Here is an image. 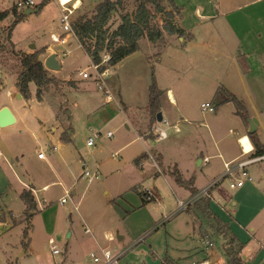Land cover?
<instances>
[{"label": "rangeland", "instance_id": "374dc122", "mask_svg": "<svg viewBox=\"0 0 264 264\" xmlns=\"http://www.w3.org/2000/svg\"><path fill=\"white\" fill-rule=\"evenodd\" d=\"M103 1L84 0L74 21L91 16ZM139 1L126 0L119 7L111 30L122 15L133 14ZM172 1L181 10L174 21L178 19L193 39L167 32L157 42L143 37L140 50L109 67L105 83L114 101L105 104L100 80L80 74L85 68L94 74L88 53L74 38L70 46L51 38L53 29L62 30L58 0H47L40 12L29 15L17 8L24 15L16 26L12 25L17 0H0V14L6 13L0 20L4 43L0 45V109L10 107L17 118L15 124L0 127V218L4 220L0 264H102L93 255L103 256L105 250L119 257L120 264L123 259L140 264L165 255L192 263L206 254L212 263L226 264L223 237H211L212 246L203 243L197 223L204 220L193 202L199 195L209 196L220 213L241 219L242 237L249 241L244 255L258 256L259 262L250 259V264H264V179L258 174L264 164L250 167L254 180L244 188L230 187L234 177L216 182L225 174V160L240 151L237 138L247 134L246 115L259 117L258 138L264 143V49L255 42L264 46V0H161L164 12L148 3L160 27L167 12L176 9ZM10 31L15 45L8 40ZM44 46L59 54L62 68L50 72L58 82L46 89L43 100L37 98L34 82L30 96L23 97L18 88L19 53L41 51ZM66 48L71 49L67 55L62 53ZM70 79L76 87L67 82ZM154 80L161 89L174 86L190 123H180L181 133L168 129V139L140 140L137 129L151 130L147 101ZM221 84L244 101L247 113H238L233 102L219 105L214 112L202 111L201 103L211 102ZM162 112L169 116L166 109ZM71 113L72 141L67 143L62 138L66 129L62 120ZM172 118L176 121L178 116ZM156 125L167 128L162 121L152 127ZM108 131L114 132L112 138L107 137ZM94 132L100 136L91 152L86 142ZM67 148L73 156L64 159L61 154ZM40 152L45 158H39ZM206 156L210 161L204 160ZM138 161L143 164L140 169ZM84 165L91 172L99 168V178L81 177ZM180 177L185 184L179 183ZM28 179L35 184L34 210L26 207L20 195L31 187ZM192 179L195 189L189 186ZM47 183L49 187L43 189ZM135 185L152 191L154 198L143 199L144 194L131 190ZM73 189L77 195H72ZM63 197L67 198L64 204ZM180 200L191 203L180 209ZM27 213H33L29 220ZM85 226L91 233L85 232ZM50 238L59 252H53Z\"/></svg>", "mask_w": 264, "mask_h": 264}, {"label": "trees", "instance_id": "16d2710c", "mask_svg": "<svg viewBox=\"0 0 264 264\" xmlns=\"http://www.w3.org/2000/svg\"><path fill=\"white\" fill-rule=\"evenodd\" d=\"M46 1L47 0H43L41 3L37 4V8H39L40 11ZM125 1L126 0H104L96 6V9L91 16L83 15L73 22V30L79 43L83 46L84 50L88 53L94 63H101L104 57L109 55L106 66L110 67L118 64L125 57L140 49L139 42L143 37H148L150 41L157 42L164 37L165 32L169 34H177L179 36H184L186 34L185 29L177 25V22L174 21L175 14L180 15V10L175 6L173 1L172 3L176 9L175 11L167 12L168 18L166 19L164 26L160 27L158 24L154 23L155 14L148 6V3H152L157 12H164L165 7L162 5L161 0H140L133 14L131 15L127 13L122 15L120 24L117 28L111 30L112 22L114 23L113 19L118 13L119 7L123 8L125 6ZM13 13L17 19L12 26H16L17 22L22 20L21 18L24 14L22 12L19 13L17 7L13 9ZM5 14L6 13L0 14V20L5 17ZM10 37L11 31L9 32L8 40L10 44H14ZM0 45L3 46L4 43L0 41ZM45 50L46 48L33 53H19L21 70L18 76V88L23 97L30 96V83L34 82L37 86L36 96L39 100H43L46 89H48L51 84L58 82L56 76L50 73L51 71L40 59V54L45 52ZM12 52L16 54L15 51ZM60 81L65 82L63 80ZM68 82L73 86L76 84L72 80ZM162 95L163 92L157 87L154 80V83L150 87V107L154 122L157 121V113L161 110ZM214 99L216 100L215 108L226 102H233L238 113H246L244 102L224 87H219L217 89ZM56 117L60 119L61 115L59 111L57 112ZM70 120V115H66V119L62 120L66 128L62 133V138L67 142H71V137L68 131L70 128ZM66 121H69L67 126L65 125ZM250 136L256 146L255 154H263L264 145L257 141L255 133ZM179 183L185 184L181 177L179 178ZM191 185L189 186L191 187ZM21 196L29 210L36 209V200L31 188L24 189ZM194 204L196 208L200 210V214L208 222L213 231L212 235L211 233L209 234L208 231L201 229L200 233L202 238L204 239L207 237L208 239H211V237L216 235L223 237L226 241L225 245L222 246L223 252L227 256L226 264H248L243 256L245 243L231 231L228 223L224 222L223 219L216 215L211 208L209 196H198L195 199ZM27 215L29 220L33 213H27ZM28 234L29 228L25 231L26 237H28ZM164 264L172 263L171 261L169 262L166 260Z\"/></svg>", "mask_w": 264, "mask_h": 264}, {"label": "built area", "instance_id": "2783aa9c", "mask_svg": "<svg viewBox=\"0 0 264 264\" xmlns=\"http://www.w3.org/2000/svg\"><path fill=\"white\" fill-rule=\"evenodd\" d=\"M60 10H61V19H60V29H62L60 33H52L51 38L54 42L59 43L61 45L70 46L71 45V38H74L77 40L76 34L73 30V22H74V14L77 11L78 7L76 5V0H58ZM36 0H17L16 7L19 9H28V8H36L37 6ZM69 52H71V49L66 48V50H63L62 53L67 55ZM109 58L107 56L104 57L103 61L101 63H92V68L94 70V74L89 71L90 68L83 69L80 74L83 78H90L93 75L96 76L97 80H100V83L98 85V88L101 90H104L106 93V100L112 101L114 100V96L112 95L109 88L106 87L105 83V76L109 73V67L106 66V63ZM201 109L203 112L210 111L214 112L216 110L215 105L209 101L204 102L201 104ZM163 123L166 124L167 128H163L161 126L156 125L155 127H152L151 130L145 133L147 136H154L158 140H165L169 137L168 129L174 128L175 131H181V127L179 122L178 123H171L168 119L163 118ZM107 137L112 138L114 136L113 131L107 132ZM145 135H140L139 138L143 139ZM100 136V133H93V138H89L86 142L87 146L93 147L95 145V138H98ZM247 137L249 141L251 142V139L248 135H243L239 137L238 141L242 147L243 155L244 157L237 158L233 161L225 163V174L223 177L218 179L216 182H219L226 176L228 177H234L235 179L230 183L231 188H240L243 187L247 182H252L254 180V176L249 171V166L257 163H263L264 164V153L263 154H255V148L251 147V149L246 150L245 145L243 143V139ZM57 147H54V150H56ZM39 158H45V154L43 152H40L38 154ZM206 161H209V158H206ZM138 166H142V164H138ZM82 177H87L88 180L97 179L100 176V171L95 170L91 172L88 168H84V171L81 175ZM215 182V183H216ZM205 194H209L208 189H206ZM69 194V193H68ZM200 196V195H199ZM144 198L146 200H151L154 198V193L152 191H146L144 193ZM197 198V197H196ZM195 198V199H196ZM194 199V201H195ZM193 201V202H194ZM67 202V198L63 197L61 199V203L64 204ZM192 202V203H193ZM191 203L184 202L182 200L179 201V208L185 209L189 204ZM77 208V206H75ZM89 232V229L86 230ZM50 243L52 244L53 252L57 253L59 252L57 245L54 243L53 239H50ZM203 243L209 244L212 246V242L209 241V239L206 237L203 241ZM103 256H97L93 255L95 262H102V264H119V257L113 256L112 253L109 250H105L102 253ZM134 264V263H131Z\"/></svg>", "mask_w": 264, "mask_h": 264}, {"label": "crops", "instance_id": "0c3cea01", "mask_svg": "<svg viewBox=\"0 0 264 264\" xmlns=\"http://www.w3.org/2000/svg\"><path fill=\"white\" fill-rule=\"evenodd\" d=\"M37 1V0H36ZM43 0H39V1H37V3L39 4V3H41ZM76 5H77V7H78V9H77V11L76 12H80V10L81 9H83L84 8V0H76ZM175 6H177V5H175ZM178 8H179V6H177ZM179 10H180V8H179ZM181 11V10H180ZM75 12V13H76ZM199 12V11H198ZM180 15H181V12H180ZM177 24H179V21H178V19H177ZM180 25V24H179ZM60 26V25H59ZM180 27H181V25H180ZM183 28V27H182ZM58 29V28H57ZM184 29V28H183ZM58 30H56V29H53L51 32H50V34H52V33H56ZM185 31H186V29H185ZM62 32V31H61ZM60 33V32H59ZM248 33V32H247ZM187 35V37H188V39H186V40H192L193 38V35H191V34H187V32H186V34L183 36V37H185ZM246 36V35H245ZM76 40V39H75ZM182 40V39H181ZM71 41V40H70ZM77 41V43H78V46L79 47H81V48H83L82 47V45L79 43V41H78V39L76 40ZM256 42V44H258V46L260 47V48H262V49H264V46H262V45H260L261 44V42H259V40H257V41H255ZM264 42V41H263ZM72 43V42H71ZM45 48H46V50H45V52H43L42 53V55H41V57H42V61H43V63H45V60H46V58L51 54V53H57L56 52V50H53L51 47H49V46H44ZM44 47H42V48H44ZM83 50H84V48H83ZM140 50V49H139ZM107 56V58H109V55H106ZM57 58H58V61H59V63H60V59H59V54L57 53ZM126 58V57H125ZM61 64V63H60ZM117 65V64H116ZM115 66V65H114ZM61 68H62V64H61ZM51 71V70H50ZM186 71H187V69H186ZM173 72H175V71H173ZM55 74V73H54ZM180 79V78H179ZM70 80H72V81H74V82H76L74 79H70ZM70 80H68V81H70ZM67 81V82H68ZM156 82V81H155ZM156 84H157V82H156ZM76 86H77V83H76ZM157 87H158V85H157ZM219 87H224V88H226L228 91H230L227 87H225L223 84H221ZM218 87V88H219ZM159 88V87H158ZM162 92H163V95H162V97H161V110L159 111V112H162L163 111V108L164 109H166L167 110V113L169 114V116L167 117V118H165L164 117V114H163V112H162V114H163V118H165V119H168L169 121H171V120H173L174 121V119L172 118L173 116L174 117H177L178 116V118L176 119V121H174L175 123H178L179 122V124L181 123V122H184V123H190V121H189V119L187 118V116H186V114H185V112H184V110H183V108H182V106L180 105V102H179V100H178V98H177V95H176V91H175V88H174V86H169V87H166L165 89H161V88H159ZM216 92H217V90H215V94H216ZM230 92H232V91H230ZM233 93V92H232ZM215 94L213 95V98L215 97ZM234 94V93H233ZM238 97V96H237ZM239 98V97H238ZM242 100V99H241ZM112 101H114V100H112ZM112 101H107L106 100V98H105V101H104V103L105 104H107V103H112ZM243 101V100H242ZM207 102V101H206ZM211 102H213V104L214 105H216V100L215 99H213V100H211ZM244 102V101H243ZM147 103H148V106H149V114H148V117H147V127H149L150 129L152 128V126L154 125V123H156V122H154L153 121V114H152V111H151V107H150V98L148 99V101H147ZM202 103H204V102H202ZM201 103V104H202ZM244 105H245V103H244ZM246 107V106H245ZM246 113H247V108H246ZM72 115V113L70 114V116ZM246 116H248V115H246ZM250 117V116H249ZM256 118V117H255ZM257 120H258V122H259V124H258V128H257V130L254 132L255 134H256V138H257V141L260 143V144H262V145H264V143H261V141H260V139L258 138V131H259V127H260V120H259V117H257L256 118ZM66 122H69V121H66ZM160 122V121H159ZM246 129H247V134L245 133V134H243V135H248L249 136V138L251 139V142L249 141V139L246 137V139L245 140H243V143H244V145H245V149L246 150H249V149H251V147H253V148H255V151H256V146H255V144H254V141L252 140V138H251V134L248 132V130H249V123H248V121H247V119H246ZM137 130H139V131H137ZM136 130V132H137V134H138V138H139V136L140 135H145V133H146V131L144 130V132L142 131V130H140V128L139 129H137ZM182 130H183V127L181 126V131H175L176 133H181L182 132ZM243 135H241V136H243ZM241 136H239V137H241ZM145 137L147 138V137H149V136H147V135H145ZM144 137V138H145ZM239 137L237 138V143H238V145H239V147H240V151H237V153L234 155V156H232L229 160H225V162H224V166H225V163H227V162H230V161H233V160H235V159H237V158H240V157H244V155H243V150H242V147H241V145H240V143H239V141H238V139H239ZM143 138V139H144ZM169 138V137H168ZM167 138V139H168ZM140 140H143V139H141V138H139ZM72 141V140H71ZM65 142H67V141H65ZM67 143H69V142H67ZM64 146H67V144H65ZM55 147V146H54ZM89 150L92 152V150H93V148L92 147H89ZM64 152L61 154V156H62V158H64V159H68L69 157H72L73 155H72V151H71V149H69V148H67V149H65V150H63ZM220 157H222V153H219L218 154ZM142 156H144L145 157V153H142V155H141V157ZM209 158L210 159V156H206V157H204V160H206V158ZM42 159V158H41ZM210 161V160H209ZM200 162H202L201 160H200ZM138 164H142V162L141 161H138L137 163H136V167L137 168H142L143 167V164H142V166L140 167V166H138ZM154 164H156V162H154ZM153 164V165H154ZM258 164V163H257ZM254 165H256V164H253V165H251V166H254ZM251 166H249V171H250V173L252 174V172H251V169H250V167ZM84 167H86L85 165H84ZM258 169H259V171L260 172H258V174H259V176H261V178L262 179H264V166H263V168H260V167H258ZM96 170H99V168L98 169H96ZM83 173V172H82ZM82 173L80 174V176L82 175ZM253 175V174H252ZM82 177V176H81ZM28 181L30 182V184H31V189L35 192V184L33 183V181L31 182L30 181V179H28ZM194 181H195V179H192V185H191V187H192V189H195V187H194ZM253 182V181H252ZM249 182H247L243 187H240V188H244L247 184H248ZM251 183V182H250ZM49 187V183H47V184H44L43 185V189H47ZM250 187H253V185L252 184H250ZM29 188V189H30ZM25 189H28V188H25ZM131 190H134V191H137L138 193H142V194H144V192H145V190H141V187L139 186V185H135V186H133L132 188H131ZM67 191V190H66ZM72 195H77V190L76 189H73L72 190ZM20 195H22V192L20 193ZM36 196V195H35ZM21 198H22V196H21ZM210 198V197H209ZM23 199V198H22ZM143 199H144V195H143ZM146 200V199H145ZM263 200H264V196H263ZM115 202V201H114ZM210 205H211V208L213 209V211L216 213V215H218L221 219H223V221L224 222H226V223H228L229 224V227L231 228V231L235 234V235H237V237L242 241V242H244L245 243V241H244V238L242 237V232L241 231H243V230H241V226L240 225H242V221H241V219L239 218V217H236V216H229V217H227L226 215H224V214H222V213H220L219 211H217V209H215V207H214V205L212 204V201H211V199H210ZM75 206H77V205H75ZM262 208H264V203L262 204ZM26 207H27V205H26ZM261 208V209H262ZM76 209H78V206H77V208ZM8 210H10L9 208H8ZM48 209H42V211H47ZM136 210V209H135ZM198 212L199 213H197L196 212V214H198L199 215V218L201 217V218H203V220L204 221H199L198 223H197V225L199 226V228H200V231H201V229H203L204 231H208V232H210L209 231V229H211V227L209 226V224H208V222L204 219V217L200 214V210H198ZM130 212H128V214H129ZM238 215V214H237ZM2 223H4V220H2L1 218H0V224H2ZM87 229H89V232H87L86 230ZM199 231V232H200ZM252 231H255V227L254 228H252ZM85 232L86 233H91V230H90V228L89 227H87V226H85ZM198 232V233H199ZM212 233H213V231H212ZM201 234V233H200ZM140 235V234H139ZM213 235V234H212ZM216 236H218V235H216ZM215 236V237H216ZM251 238V237H250ZM249 238V239H250ZM50 239H53V238H50ZM215 239V238H214ZM249 241H247L246 243H248ZM245 243V244H246ZM245 247V246H244ZM244 249V248H243ZM151 253H153L154 254V252L151 250L150 251ZM260 254V253H259ZM204 257L202 258V259H200V260H198V261H193L192 263H186V262H184V260H183V258L182 257H171V256H169V255H165L164 257H162V258H157L156 256H152V258H147L148 259V262H146V261H142L140 264H164V262H166V260H168L169 262L171 261V263L172 264H214V263H212L211 262V260L209 259V257H208V254H206V255H203ZM243 256L245 257L244 259L248 262V264H250V259L251 260H255L254 262H256V258H258V256H254L253 258L251 257V256H247V255H244V250H243ZM133 260L135 259V258H132ZM261 261H264V256L261 258ZM123 262L124 263H126V264H131V263H134V264H137L135 261H132V260H130V259H128V260H126V259H123V260H121V263L123 264ZM257 262H259V261H257ZM256 262V263H257ZM255 263V264H256ZM119 264H120V262H119Z\"/></svg>", "mask_w": 264, "mask_h": 264}, {"label": "water", "instance_id": "95a60500", "mask_svg": "<svg viewBox=\"0 0 264 264\" xmlns=\"http://www.w3.org/2000/svg\"><path fill=\"white\" fill-rule=\"evenodd\" d=\"M40 10L39 8H28L24 10V14L29 15L32 13H38ZM45 66L49 69V70H60L61 69V64L58 61L57 58V53H51L45 60ZM19 96L21 97V95L19 94ZM246 119L249 123V130L248 132L250 134H253L257 128H258V120L255 117H249L246 116ZM157 120L158 121H162L163 120V114L162 112H158L157 113ZM17 121L16 115L14 114V112L10 109V107L8 106H3L0 109V127H6V126H10L15 124ZM70 234V233H69ZM245 258V257H244Z\"/></svg>", "mask_w": 264, "mask_h": 264}]
</instances>
